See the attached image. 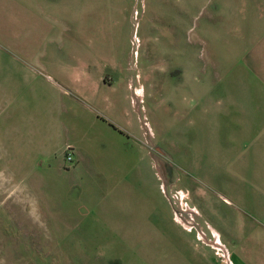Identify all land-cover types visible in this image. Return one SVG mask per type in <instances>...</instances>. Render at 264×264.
Instances as JSON below:
<instances>
[{"label":"rangeland","instance_id":"obj_1","mask_svg":"<svg viewBox=\"0 0 264 264\" xmlns=\"http://www.w3.org/2000/svg\"><path fill=\"white\" fill-rule=\"evenodd\" d=\"M31 1L0 10V264H240L218 212L264 229V0ZM11 34L91 51L90 88L27 91Z\"/></svg>","mask_w":264,"mask_h":264},{"label":"crops","instance_id":"obj_2","mask_svg":"<svg viewBox=\"0 0 264 264\" xmlns=\"http://www.w3.org/2000/svg\"><path fill=\"white\" fill-rule=\"evenodd\" d=\"M15 2L21 3L25 10H41L40 12L42 15L50 18V15H45L43 10L44 7L50 8V5L44 4V2H42L41 4L43 5L35 6L36 3L31 0H9L7 7H4L3 5L1 6L0 4L1 15H3V10L6 8L9 10V16L12 17V4ZM16 12L20 13L17 10ZM11 19L12 22H15L13 17ZM22 20L23 18L19 17L18 15L16 20L18 21V25L28 23L27 21L23 22ZM31 32L32 31L29 33ZM12 40L11 53L17 59L14 67L16 68V71L22 75L20 78L18 77V81L22 84V86L24 85L27 88V91L44 94L47 92L42 91L47 90L50 92L49 94L53 98L57 99L58 97L62 99L63 94L61 91L63 88L66 90L69 89L71 91L74 90L76 92V89L79 87V83L81 86L90 88L91 78H89L90 76L86 74V71L89 66H98L100 61L98 60L97 56L88 49L54 50L46 46L43 50L34 55L32 49H27L25 53L20 52V46L16 44L13 35ZM39 74H43V76ZM142 94H144V91ZM66 100L71 104V108L73 110L79 109L74 101L76 100L74 97H69ZM63 124L68 128L75 125V122L74 120L68 119L66 121L64 120ZM63 124L62 120H59L56 125L63 126ZM68 148H70L74 153V157L77 160L75 164L77 165L78 159L75 155L76 149L74 145L66 144L64 148L65 153H67ZM65 164L67 165L66 162ZM209 177L210 181L214 183L212 174H210ZM230 202V199L224 198V202L219 205L218 213L219 224L221 227L220 230H217L219 235V243L225 245L232 244L236 248L242 246L241 253H243L245 257L240 264H264V229L257 225H253L250 221L245 219L236 208L228 205ZM223 206L225 208H231L233 212H235V215L228 214L227 210L223 211ZM240 224L242 226L241 235H239V232H241L239 231Z\"/></svg>","mask_w":264,"mask_h":264},{"label":"built area","instance_id":"obj_3","mask_svg":"<svg viewBox=\"0 0 264 264\" xmlns=\"http://www.w3.org/2000/svg\"><path fill=\"white\" fill-rule=\"evenodd\" d=\"M66 163L70 165H73L75 163L74 153L70 148H68L66 153Z\"/></svg>","mask_w":264,"mask_h":264}]
</instances>
